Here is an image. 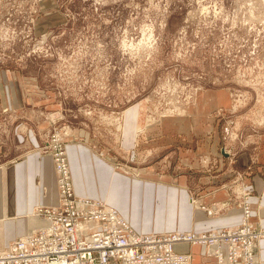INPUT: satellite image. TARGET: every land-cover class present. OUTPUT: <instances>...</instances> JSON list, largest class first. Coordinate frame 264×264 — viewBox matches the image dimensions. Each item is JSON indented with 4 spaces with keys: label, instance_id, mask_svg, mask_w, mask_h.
<instances>
[{
    "label": "rangeland",
    "instance_id": "obj_1",
    "mask_svg": "<svg viewBox=\"0 0 264 264\" xmlns=\"http://www.w3.org/2000/svg\"><path fill=\"white\" fill-rule=\"evenodd\" d=\"M0 72L12 80L15 100L21 98L13 108L0 102V165L28 135L30 150L48 155L55 170L53 144L63 145L68 162L66 143L73 136L74 144L88 148L85 174L93 190L133 168L178 171L177 148H196L197 140L183 144L175 126L183 119L186 124L196 97L212 90L225 92L228 101L203 115V123L207 130L217 125L227 166L238 152L254 166L262 156L264 0H0ZM128 109L137 110L136 146L148 141L150 125L173 130L178 141L158 157L128 158L120 140ZM198 160L202 174H214L213 156L201 153ZM247 165L244 171L233 167L230 179L217 186L236 207L248 204L250 217ZM166 193L153 194L146 224L171 216L169 203H161L169 201ZM76 195L112 207L98 195ZM253 206L260 209V201ZM252 227L262 233L253 243L252 264H262L264 226Z\"/></svg>",
    "mask_w": 264,
    "mask_h": 264
},
{
    "label": "crops",
    "instance_id": "obj_2",
    "mask_svg": "<svg viewBox=\"0 0 264 264\" xmlns=\"http://www.w3.org/2000/svg\"><path fill=\"white\" fill-rule=\"evenodd\" d=\"M8 77L0 72V102H5V107L13 108L16 101L18 102L21 98L16 96L15 100L14 84ZM227 101V95L222 91L212 90L199 94L193 108L187 109L186 124L183 119L181 125L175 126L180 129L178 133H183L185 138L183 140H187L183 144H190L191 140H197L196 148H190L189 145L177 148L175 163L180 170L159 173L144 172V170L133 168L132 173L119 175L113 179L112 185L99 187L98 190L92 189L93 185L89 184L90 181L85 174L87 165L84 154L88 148L81 144H74L75 139L72 136V139L66 143V150L74 191L78 195L102 197L108 201L107 204L115 206L114 208L128 221L130 226L140 233L162 232L143 230L148 228H178L182 231L186 229V231L199 232L236 227L242 221L243 211L236 207L228 191L217 184L230 179L233 167L244 171L243 168L249 162L248 154L238 152L236 159L233 160V167L232 165L227 166V159L220 151L221 138L219 139L217 125L212 127V130H207L208 128L203 123V115L217 107L226 106ZM137 118V110L128 109L120 132L123 146L121 149L128 158L136 159L138 155L150 152L158 157L162 151L167 149L165 148L167 145L178 141L177 136L173 135L177 133L173 130L166 131L161 125H150L144 131L148 141L139 144L141 146L139 148V145L136 146L134 143L138 126ZM26 137V144H23L20 150L13 151L7 163L0 165V249L16 238L44 226L45 221L32 212L38 206L56 205L59 200L56 172L51 158L46 154H41L37 147L30 150L29 136L26 135ZM260 148L262 156L258 164L255 166L254 162L248 164L251 171H247L244 176L248 189L251 191L248 200L251 205V216L248 222L256 227L264 226V137ZM173 153L175 154V151ZM201 153L213 156L217 161V169L213 175L202 174L199 171L198 158ZM75 161L77 162L76 172ZM166 191L169 201L161 203H169L168 211L171 212V216H160L154 224H146L148 222L145 221L148 220L154 203L153 194L156 193L163 197ZM259 201L260 209L253 206ZM141 217L144 221H139ZM174 230L177 229L169 231ZM259 248L262 264H264V239L259 242ZM175 250L189 253L191 255L190 264H216L212 250L204 245L177 244Z\"/></svg>",
    "mask_w": 264,
    "mask_h": 264
},
{
    "label": "built area",
    "instance_id": "obj_3",
    "mask_svg": "<svg viewBox=\"0 0 264 264\" xmlns=\"http://www.w3.org/2000/svg\"><path fill=\"white\" fill-rule=\"evenodd\" d=\"M53 145L58 203L39 209L46 226L12 241L0 264H190L177 244L209 246L216 264H252L262 233L245 221L220 232H136L115 208L73 192L63 145ZM243 208L249 219L248 204Z\"/></svg>",
    "mask_w": 264,
    "mask_h": 264
},
{
    "label": "bare ground",
    "instance_id": "obj_4",
    "mask_svg": "<svg viewBox=\"0 0 264 264\" xmlns=\"http://www.w3.org/2000/svg\"><path fill=\"white\" fill-rule=\"evenodd\" d=\"M65 162H66L67 165H69L68 162H67V160H66ZM69 172H70V170H69ZM56 174H57V172H56ZM56 184H57V179H56ZM72 187H73V185H72ZM57 190H58V188H57ZM73 192L76 194V192L74 191V188H73ZM45 207H49V206H39V207L37 208V210H36L37 215L40 216V217L45 221V225H44V226H46L47 221H46V219H45L44 216H42V215L39 214V209H42V208H45ZM242 211H243V216H242V221H241V222H244V221H245L246 223L249 224L248 219H246L247 216H246V214H245V212H244L243 209H242ZM44 226H41V227H39V228H42V227H44ZM37 229H38V228H37ZM37 229H35V230H37ZM35 230H32V231L29 232L28 234H26V235H24V236H20V237H22L23 239H25V238L27 237V235H29L30 233H32V232L35 231ZM18 238H19V237H18ZM16 239H17V238H16ZM13 241H14V240H13ZM10 243H11V242H10ZM10 243H8L6 246H4L3 248L0 249V254H1V252H2L6 247L9 246ZM1 255H3V254H1Z\"/></svg>",
    "mask_w": 264,
    "mask_h": 264
}]
</instances>
